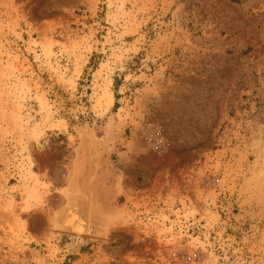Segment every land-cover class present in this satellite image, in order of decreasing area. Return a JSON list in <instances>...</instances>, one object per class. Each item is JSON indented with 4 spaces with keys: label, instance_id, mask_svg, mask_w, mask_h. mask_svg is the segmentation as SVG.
Segmentation results:
<instances>
[{
    "label": "rangeland",
    "instance_id": "obj_1",
    "mask_svg": "<svg viewBox=\"0 0 264 264\" xmlns=\"http://www.w3.org/2000/svg\"><path fill=\"white\" fill-rule=\"evenodd\" d=\"M0 264H264V0H0Z\"/></svg>",
    "mask_w": 264,
    "mask_h": 264
},
{
    "label": "water",
    "instance_id": "obj_2",
    "mask_svg": "<svg viewBox=\"0 0 264 264\" xmlns=\"http://www.w3.org/2000/svg\"><path fill=\"white\" fill-rule=\"evenodd\" d=\"M91 158L92 168L83 157L79 162L72 192L60 222L63 231L76 236L98 237L105 232L110 220L98 189L100 164L93 152Z\"/></svg>",
    "mask_w": 264,
    "mask_h": 264
},
{
    "label": "bare ground",
    "instance_id": "obj_3",
    "mask_svg": "<svg viewBox=\"0 0 264 264\" xmlns=\"http://www.w3.org/2000/svg\"><path fill=\"white\" fill-rule=\"evenodd\" d=\"M110 229V228H109Z\"/></svg>",
    "mask_w": 264,
    "mask_h": 264
}]
</instances>
